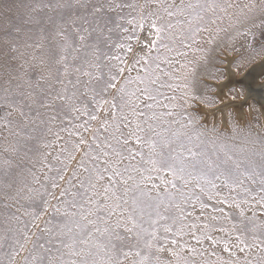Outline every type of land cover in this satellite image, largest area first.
Returning <instances> with one entry per match:
<instances>
[{"label":"snow or ice","instance_id":"1","mask_svg":"<svg viewBox=\"0 0 264 264\" xmlns=\"http://www.w3.org/2000/svg\"><path fill=\"white\" fill-rule=\"evenodd\" d=\"M0 264H264V0H0Z\"/></svg>","mask_w":264,"mask_h":264},{"label":"rangeland","instance_id":"2","mask_svg":"<svg viewBox=\"0 0 264 264\" xmlns=\"http://www.w3.org/2000/svg\"><path fill=\"white\" fill-rule=\"evenodd\" d=\"M239 2L243 3V2H245V0H239ZM225 26H226V23H225ZM29 35H32V40H35L38 38V34H29ZM26 39H27L26 36H22L21 42H23ZM32 40H29L28 42H32ZM237 46L239 47V43ZM241 52H243V49H241ZM232 55H233V53H232L231 49L228 50L227 55H225L224 52L217 50L216 52H214L212 54V63L216 64L218 67H221V70H222L224 63L227 60V57H231ZM237 55H239V53ZM189 58L191 59V56ZM209 70H214V69L210 68ZM200 71L202 74L204 73V69H201ZM210 83L214 84L215 82L210 81ZM245 111H246V109H245Z\"/></svg>","mask_w":264,"mask_h":264},{"label":"bare ground","instance_id":"3","mask_svg":"<svg viewBox=\"0 0 264 264\" xmlns=\"http://www.w3.org/2000/svg\"><path fill=\"white\" fill-rule=\"evenodd\" d=\"M231 57H227V59H230Z\"/></svg>","mask_w":264,"mask_h":264}]
</instances>
